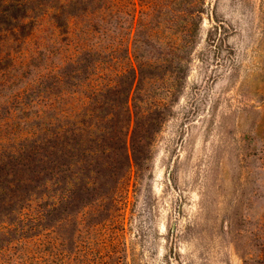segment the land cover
<instances>
[{
  "label": "rangeland",
  "instance_id": "obj_1",
  "mask_svg": "<svg viewBox=\"0 0 264 264\" xmlns=\"http://www.w3.org/2000/svg\"><path fill=\"white\" fill-rule=\"evenodd\" d=\"M0 264H264V0H0Z\"/></svg>",
  "mask_w": 264,
  "mask_h": 264
}]
</instances>
